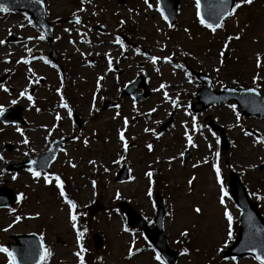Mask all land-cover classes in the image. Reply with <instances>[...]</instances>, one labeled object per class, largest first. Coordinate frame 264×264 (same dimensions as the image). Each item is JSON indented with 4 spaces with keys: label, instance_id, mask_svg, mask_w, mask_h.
Returning <instances> with one entry per match:
<instances>
[{
    "label": "rangeland",
    "instance_id": "374dc122",
    "mask_svg": "<svg viewBox=\"0 0 264 264\" xmlns=\"http://www.w3.org/2000/svg\"><path fill=\"white\" fill-rule=\"evenodd\" d=\"M44 1L48 19L53 23L73 13L81 17L79 25H55V46L60 58L57 64L48 58L50 46L45 38L37 39L43 33L33 22L28 23L30 17L26 13L0 12V40L5 41L0 44V77L6 76L0 85L9 89L4 92L0 87V105L5 108L22 105L25 120V123L10 124L0 120V156L4 158L0 160V170H3L0 186L7 185L17 194L24 195L12 208L0 209V246L6 247L13 234L37 232L52 253L46 264H79L75 253L80 246L85 249V264H159L154 258L156 250L153 251L141 230L127 226L126 217L118 207L120 201L126 200L152 225L158 191L164 197L166 208L167 243L180 250L176 264H259L251 256L237 257L236 261L224 259L223 252L217 251L226 239L225 207L233 216L234 238V225L238 223L241 211L229 195L224 198V205L219 203L220 185L212 165L220 168L226 190L230 171L237 172L264 217V199L256 198L264 197V144L255 142L257 138H264V117L244 115L235 101L200 109L197 91L202 84L189 69L210 75L217 90L226 85L253 87L252 78L258 75V89L264 92V0L242 5L216 32L199 23L195 0H180L178 18L171 28L168 20L165 21L157 11V7L160 8L158 0H149L153 5L151 9L144 0H125L123 3L90 0L83 5L79 0ZM81 7L84 11H77ZM99 24L105 27V32L94 28ZM122 32L131 41V45L122 41L123 48L114 42ZM236 36L239 39H235ZM228 37L233 39L229 41ZM258 54L261 58L259 67ZM152 56L160 59L153 64ZM165 56L171 59L165 61ZM21 58L28 59L29 63L24 64ZM217 67L218 73L213 71ZM139 74L145 77L151 95L135 103L131 97H121V91ZM99 77L103 79L99 80L98 86ZM161 84L166 87L153 91ZM25 88L26 96L19 97V92ZM33 88L35 91L32 92ZM164 92L178 100L181 106L174 108L165 100ZM62 94L69 98L63 99L69 106L67 109L60 106ZM27 95L32 96V101ZM12 99H17V104H10ZM106 100H116L120 107L102 109ZM193 103L198 110H192ZM230 105H236L239 120ZM153 108L156 111L151 112ZM75 113L80 117L81 125L75 123ZM57 114L61 117L58 121ZM208 115L225 128L230 141L226 155L219 151V132L209 131L211 128L205 120ZM170 116L171 125L161 130L160 126ZM193 116L196 117L195 130L192 128ZM125 118L128 119L126 126ZM145 128L153 131L145 132ZM186 129L196 147L187 143ZM121 130L128 145L126 151L124 142L118 139ZM245 132L252 135H245ZM60 136H73V139L63 145V151L48 173L60 176L64 197L60 196L54 181L44 182L43 175L35 178L28 169H6L10 164L24 162L47 150L50 141ZM25 138L29 141L27 145L21 143ZM149 144L151 151L147 147ZM181 152H190V156L185 158ZM121 156L124 159H119ZM171 157L175 158L170 160ZM117 160L118 163L113 162ZM125 162L130 165L131 179L117 182L115 174ZM148 171L153 173L155 186L149 185ZM13 175L17 177L15 180ZM190 179L193 180L191 185L188 184ZM149 186L153 192L151 198L146 195ZM117 191L119 199L116 198ZM96 199L103 201L104 208L89 214L86 206ZM68 201L78 203V213L81 211L86 215V225L82 222L84 231H79L78 227L73 229L70 213L76 217L78 213L76 209H70ZM195 207H200L201 213H195ZM17 215L22 218L13 224ZM10 224L11 228L8 227ZM124 227L130 231L124 232ZM185 229L189 235L181 237L180 232ZM78 232L83 233L80 245L76 240ZM94 233L103 238L100 249H96L92 241ZM133 240L139 251L129 258L128 248ZM184 248L189 249L188 255H181ZM0 264H7L3 253H0Z\"/></svg>",
    "mask_w": 264,
    "mask_h": 264
},
{
    "label": "water",
    "instance_id": "95a60500",
    "mask_svg": "<svg viewBox=\"0 0 264 264\" xmlns=\"http://www.w3.org/2000/svg\"><path fill=\"white\" fill-rule=\"evenodd\" d=\"M0 3L5 4L9 9L22 10L28 12L33 20L42 28L45 32L49 43L51 45L50 56L54 61H57V52L54 47V38H53V28L52 24L46 20V8L44 1L42 0L43 7L36 4L34 0H0ZM161 5L166 11L168 18L171 23H174L177 19L178 14V5L180 0H160ZM229 7L234 5V0H228ZM219 0H201V13L208 19L209 14L216 9L211 7L218 5ZM68 20H74L68 19ZM197 76L204 82L202 88L198 91L199 102L203 104V107L206 108L211 104H217L219 102H227L230 100H235L237 104L242 107L243 112L248 116L261 115L264 117V94L259 92V96L251 94L245 91L247 88H235L226 86L221 88L219 91H216L210 80V77L203 75L201 73H196ZM141 87L144 90L147 89V85L144 81L143 76H139L132 83L128 84L123 95H131L135 97L136 101L144 100L149 91H145L142 94L136 92L137 88ZM209 97V99H208ZM117 103L115 101L105 102L103 108H109L115 106ZM21 110L22 107H17L16 109H8L5 113L0 116L6 123L10 122H21ZM8 114H12L11 117H8ZM210 119L209 124L214 130H219L221 132V152L226 154L229 148V141L225 132V129L214 123V120L210 116L207 117ZM80 124V120H78ZM170 122L166 123L163 128H166ZM65 139H57L52 142L51 147L48 151L38 154L34 159L35 164H29L28 161L11 165L10 170H18L20 168L32 167L38 168L45 171H49L51 162L56 158L61 144ZM54 157V159H53ZM129 176L128 164H126L117 174V181H125ZM230 189L235 198L236 203L241 207L242 214L240 220V227L238 231L237 238L233 245L229 247L225 252V256L232 255H257L261 252H264V248L258 247V245L264 244V218L260 213L257 205L253 202L250 196L247 193L246 187L240 180V177L237 173L231 172L230 179ZM16 194L13 190L7 186L0 188V207H11L16 202ZM158 213L155 218V227L150 228L146 220L126 201L120 202V207L125 211L128 217V222L133 227H138L144 230L147 237L151 242L159 248L167 261L170 264H176L178 258V251L172 250L168 247L166 242V235L164 230V219H165V209L163 207L162 198L158 197ZM103 208V204L100 201H96L93 205L89 206L88 209L91 213H95ZM259 230V231H258ZM12 238L16 242H10L9 247L11 251H14L17 254L18 264H35V261L39 259V245L42 242L40 236L35 233H24L13 235ZM93 239L95 241L96 248H100L103 244V239L99 234H94ZM246 245L248 247H257L255 253L249 252L246 250ZM31 248L35 249V254L29 257H26L25 252Z\"/></svg>",
    "mask_w": 264,
    "mask_h": 264
},
{
    "label": "snow or ice",
    "instance_id": "6c2138e0",
    "mask_svg": "<svg viewBox=\"0 0 264 264\" xmlns=\"http://www.w3.org/2000/svg\"><path fill=\"white\" fill-rule=\"evenodd\" d=\"M34 2L36 4H39L41 5V7H43V4H42V0H34ZM86 2H90V0H80V3L81 5H83L84 3ZM253 0H235L234 2V6L232 7H229V3H228V0H219V4L218 5H214V6H211L213 8H215L216 10L211 12L209 14V18L206 19L202 13H201V0H195V7H196V17L199 21V23L201 25H203L205 28L207 29H210L212 32H216L217 29H220L222 28L224 25H223V21L225 20L226 17H229V16H232L233 14H235L236 10L239 9L242 5H250L252 4ZM144 3L145 5L147 6V8L151 9L153 7V5L151 3H149V0H144ZM9 11V8L5 6V4L3 3H0V12H8ZM77 11L79 12H82L84 11V8L81 7L79 9H77ZM131 11V9L129 10ZM157 11H160V14L162 16V18L167 21L168 20V17L164 15V12L162 10H160L159 7H157ZM95 14V13H93ZM73 17H74V22L75 24L79 25L81 24V18L80 16L76 15V13H73L72 14ZM28 23L31 24L32 23V20L29 19L28 20ZM121 24L124 23L123 20L120 21ZM24 25H20V27H23ZM168 27L171 28L173 27L172 24H168ZM159 31V29H157ZM65 31H68V29H65ZM185 31H188L187 29H185ZM45 37L44 35H40L39 37H37V39L39 40H43ZM29 39H32V37H29ZM57 39H59V37H57ZM233 39V37H228L227 40H231ZM235 39H239V36H236ZM115 43H118L121 45V47L123 48L124 45L122 43V41L120 40L119 37H116V40L114 41ZM5 41L4 40H0V44H4ZM227 42L225 43V48L227 47ZM28 52H31V49H27ZM137 52H139L140 50L137 49L136 50ZM99 55V53H97ZM81 55H84V53H81ZM107 55V53L105 54ZM221 55H223V53H221ZM33 59H35V57H33ZM41 59H43V57H41ZM151 61L153 64L156 63V61L158 59H160L159 57H156V56H152L151 58ZM163 59L165 61H169L171 58L168 57V56H165L163 57ZM21 61L24 63V64H28L29 63V60L28 59H25V58H21ZM21 61H17V63H20ZM45 63H47V61H45ZM222 63V61H221ZM260 63H261V58L259 56V54L257 55V67L260 66ZM108 64H109V70H111V64H112V61L111 59L109 58V61H108ZM175 67L179 68V67H182V65H175ZM219 68H214L213 71L214 72H219ZM29 73H32V69L29 68L28 69ZM100 79H103V77H99L98 78V86H99V80ZM260 79V77L258 75H254L253 78H252V82H253V87H250V88H247L245 89L246 92L248 93H251V94H255L257 96H259V92H258V88L260 87V85L257 83V81ZM191 82V81H189ZM0 87L3 88V91L4 92H9V89L7 87H4L3 85H0ZM166 87L165 84H161L159 86L158 89H153V91H159L161 89H164ZM57 92H60V89H57ZM27 94V89L25 88L24 90L20 91L19 92V97H25ZM164 95V98L166 101H170L172 106L174 108H179L181 105L179 104L178 100H175V99H171V97L168 96V93L167 92H164L163 93ZM27 99L29 101H32V96L31 95H27ZM17 99H12L10 101V104L12 105H15L17 104ZM61 107L63 108H68V104L64 102L63 100V97L61 96V104H60ZM116 108H119L120 105H115ZM230 107L233 109V111L235 112L236 110V105H230ZM38 110V109H37ZM93 110H95V106L93 105ZM6 109L3 105H0V116H2L4 113H5ZM151 112H154L156 111L155 108L151 109L150 110ZM69 116H71V109H69V112H68ZM186 114H189L190 113H187V110H186ZM236 114V119L239 120L240 119V113L239 112H235ZM117 115H119V113L117 112ZM56 120H60L61 117L59 116V114L56 115ZM128 124V119L125 118L124 119V125L126 126ZM56 125H53V128H55ZM192 128L195 130L197 129V124H196V117H192ZM17 132H20L21 135L23 136V132L21 131V129L17 128L16 129ZM145 132H149V131H153L151 129H148V128H145L144 129ZM209 131H211V129H209ZM213 136H215V133H212ZM245 135H252V133L250 132H245ZM184 136L187 138V143L189 145H191L192 147H196V145L194 144L193 140H192V137L188 134V131L187 129L185 130L184 132ZM45 139H47V137H45ZM74 139H78V137H74ZM118 139L121 141V142H124L123 143V147L125 149V151L127 150V142L125 141V135H124V132L121 130L118 132ZM217 142H219V138L217 137ZM256 143H261V144H264V138H257V140L255 141ZM21 143L27 145L29 143V141L27 140V138L23 139L21 141ZM85 145H87L88 141L87 139H85L84 141ZM148 149L151 151L152 149V145L149 144L147 145ZM63 151V150H62ZM25 155H27V153H25ZM181 156L184 155L183 152L180 153ZM218 155V154H217ZM175 157H171V159H174ZM3 156H0V160H3ZM54 159V157H53ZM119 159H124L123 156H121ZM114 163H118L119 161H113ZM29 164H35L36 161L34 160H29L28 161ZM90 164H94L95 162L94 161H89ZM72 167H76L75 164H71ZM195 167V165H194ZM212 167L214 168L215 170V178H216V181L217 183L220 185V193H221V196L219 198V203L221 205H224L225 203V197L228 196V192L227 190L225 189L224 185H223V181H222V178H221V170L220 168L216 165V164H213ZM255 167V166H253ZM2 171L3 170H0V174H2ZM28 171L32 174L33 177L35 178H40L41 175H43V179H44V182L46 184H50L54 181L55 183V186L60 189V196L61 197H64L65 196V192L63 190V182L60 178L59 175H55V174H52V173H48V172H44L43 174L39 171H35L33 168H29ZM105 172L108 171L107 168L104 169ZM146 176L149 178V185H151L153 183L152 181V176H153V173L152 171H148L146 173ZM17 177L15 175L12 176V179L15 180ZM131 179V177H130ZM194 179V178H193ZM193 182L192 179H190L188 181V184L191 185ZM93 186L95 187V181H93ZM146 195L151 198L152 195H153V192H152V188L151 186L148 187L147 189V192H146ZM255 195V194H254ZM24 198V195L23 193H20L18 194L15 199H16V202L17 203H20V201ZM116 198L119 199L120 198V193L117 191L116 193ZM258 200L259 199H264V197H260V196H257L256 197ZM69 203V206H70V209H75L76 205L75 203L71 202V201H68ZM12 211H15V209H12ZM193 211L197 214L201 213L202 209L200 207H195L193 209ZM39 213H36V216H38ZM223 216L226 218V221H227V229H226V239L224 240V243H223V247L221 248H218L217 251L218 252H223L224 251V248H227L229 246V242L232 241L234 239V233H233V216L232 214L228 211V209L225 207L224 211H223ZM21 216L17 215L15 217V219L13 220V224L17 223L18 221L21 220ZM29 218H34V217H29ZM70 219L72 221V227L73 229H76L77 228V224H76V215L75 214H71L70 213ZM149 223H151V221H149ZM9 228L12 227V224L8 225ZM124 232H128L130 231V229L128 227H124L122 229ZM4 231H7V229H4ZM259 231V230H258ZM82 235L83 233L82 232H78L77 233V237H76V240H77V244L80 245V241H81V238H82ZM189 235V232L187 229H185L184 231L180 232V236L181 237H187ZM258 247H261V248H264V244H261V245H258ZM246 250L249 251V252H252V253H255L257 251V247H248L246 245ZM35 249L31 248V246H29V249L26 250L25 252V255L26 257H29V256H32L35 254ZM85 249L80 246L79 248V251H77L75 253V255L79 258V264H85V261H84V258H83V253H84ZM139 249L135 248V241L133 240L131 243H130V246L128 248V257L131 258L135 252H138ZM153 251H155V249H153ZM0 253H3L6 255V258H7V264H18V261H17V254L14 252V251H10L7 247H4V246H0ZM189 253V249L188 248H184L182 251H181V255H188ZM52 255L51 251L46 248L44 246L43 243H41L39 245V259L35 261V264H46L48 258ZM155 260L159 262V264H165V260L164 258L161 256V254L159 252H155ZM254 258L259 261V264H264V252H261L260 254H257L254 256ZM224 259H229L227 256L224 257ZM231 260L232 261H236L237 260V257L236 256H232L231 257Z\"/></svg>",
    "mask_w": 264,
    "mask_h": 264
},
{
    "label": "bare ground",
    "instance_id": "6f19581e",
    "mask_svg": "<svg viewBox=\"0 0 264 264\" xmlns=\"http://www.w3.org/2000/svg\"><path fill=\"white\" fill-rule=\"evenodd\" d=\"M2 52V51H1Z\"/></svg>",
    "mask_w": 264,
    "mask_h": 264
}]
</instances>
